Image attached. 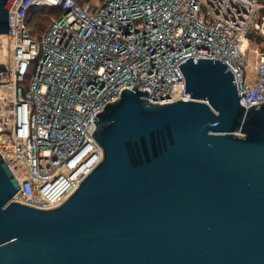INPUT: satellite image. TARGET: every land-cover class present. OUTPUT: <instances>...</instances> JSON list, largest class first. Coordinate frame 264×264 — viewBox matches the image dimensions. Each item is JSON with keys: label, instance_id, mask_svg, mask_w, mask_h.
<instances>
[{"label": "water", "instance_id": "1", "mask_svg": "<svg viewBox=\"0 0 264 264\" xmlns=\"http://www.w3.org/2000/svg\"><path fill=\"white\" fill-rule=\"evenodd\" d=\"M175 66L192 99L123 88L93 117L101 160L59 206L12 200L0 154V264H264V101L246 108L218 58Z\"/></svg>", "mask_w": 264, "mask_h": 264}, {"label": "built area", "instance_id": "2", "mask_svg": "<svg viewBox=\"0 0 264 264\" xmlns=\"http://www.w3.org/2000/svg\"><path fill=\"white\" fill-rule=\"evenodd\" d=\"M44 6L62 13L38 40L27 19ZM252 32L264 38V0H15L0 59V154L21 186L12 200L47 209L72 194L102 157L95 114L123 88L192 99L175 66L184 56L225 61L246 108L264 101Z\"/></svg>", "mask_w": 264, "mask_h": 264}, {"label": "trees", "instance_id": "3", "mask_svg": "<svg viewBox=\"0 0 264 264\" xmlns=\"http://www.w3.org/2000/svg\"><path fill=\"white\" fill-rule=\"evenodd\" d=\"M85 0H80V2H84ZM40 13H47V23L46 24H42L40 27L38 28H34L33 25H34V22L37 20L38 16L40 15ZM62 13V10L60 7H47V6H44V7H39L37 9H34L31 11V13L29 14L28 16V19H27V24L31 30V33L34 35V36H38V35H42V33L44 32V30L50 25L52 19L55 17V16H58ZM250 37L253 39L255 37H257V35L252 32L250 34ZM258 38V41H262V39L264 38H261V37H257Z\"/></svg>", "mask_w": 264, "mask_h": 264}, {"label": "rangeland", "instance_id": "4", "mask_svg": "<svg viewBox=\"0 0 264 264\" xmlns=\"http://www.w3.org/2000/svg\"><path fill=\"white\" fill-rule=\"evenodd\" d=\"M47 13H40V15L38 16L37 20L34 22V25L33 27L34 28H38L40 27L42 24H46L47 23ZM36 38L38 40L41 39V35H38L36 36ZM255 46L252 45L249 47V49L247 50V54L248 55H252L253 54V48ZM257 47L260 49V50H263L264 51V39H262V41H258V44H257ZM32 71H33V67L31 66L28 70V74H27V80H30V76L32 74Z\"/></svg>", "mask_w": 264, "mask_h": 264}, {"label": "bare ground", "instance_id": "5", "mask_svg": "<svg viewBox=\"0 0 264 264\" xmlns=\"http://www.w3.org/2000/svg\"><path fill=\"white\" fill-rule=\"evenodd\" d=\"M248 45V43H246ZM2 56H6V48H5V42L2 40V36L0 35V59Z\"/></svg>", "mask_w": 264, "mask_h": 264}]
</instances>
